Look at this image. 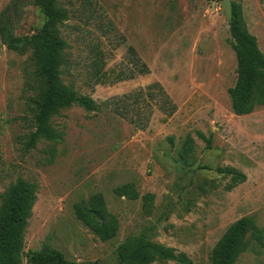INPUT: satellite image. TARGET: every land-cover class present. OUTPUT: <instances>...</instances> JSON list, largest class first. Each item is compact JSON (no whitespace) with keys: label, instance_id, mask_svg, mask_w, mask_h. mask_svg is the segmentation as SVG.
<instances>
[{"label":"rangeland","instance_id":"obj_1","mask_svg":"<svg viewBox=\"0 0 264 264\" xmlns=\"http://www.w3.org/2000/svg\"><path fill=\"white\" fill-rule=\"evenodd\" d=\"M13 1L0 0V13ZM230 1L264 54V0ZM219 2L57 0L67 11L58 26L65 42L61 83L108 106L60 110L50 126L61 141L40 139L30 149L35 122L28 101L41 83L31 52L18 54L0 41V206L16 179L37 185L24 252L47 247L67 264H120L117 246L144 235L192 264H209L212 248L236 220L249 217L264 232V107L244 116L231 110L236 60ZM17 3L15 35H32L43 17L32 0ZM96 58L105 83L93 77ZM141 64L149 74H137ZM152 86L175 105L171 116ZM187 136L193 152L184 157ZM226 168L245 181L233 186L231 175L218 173ZM126 184L137 199L115 194ZM93 194L102 195L118 221L110 241H100L75 216L74 205ZM146 195L152 200L144 207ZM237 264H264V244L251 241Z\"/></svg>","mask_w":264,"mask_h":264},{"label":"trees","instance_id":"obj_2","mask_svg":"<svg viewBox=\"0 0 264 264\" xmlns=\"http://www.w3.org/2000/svg\"><path fill=\"white\" fill-rule=\"evenodd\" d=\"M222 1V0H219ZM40 11L43 23L32 35H15V26L19 20L17 0L0 13V41L7 50L18 54L31 52L35 65V75L41 83L39 94L28 101L33 112L35 130L30 134L27 149L33 148L40 139L60 142L61 135L51 126L50 120L58 116L60 110L77 106L85 111H97L108 102L97 104L88 96L79 95L61 83L65 66V42L60 36L58 26L67 20V11L57 5V0H32ZM230 47L236 60V80L228 89L231 110L236 116L252 113L258 107H264V54L260 51L257 39L245 25L240 7L232 2V18L228 24ZM132 53L133 50L130 49ZM100 60L94 62L93 77L96 83H105L107 76L101 73ZM138 75L149 74L145 64L137 69ZM129 75L126 78H133ZM158 87V86H152ZM158 93L164 98L167 108L162 112L171 116L176 107L168 96L158 87ZM151 96V94H150ZM126 98L129 96H125ZM119 115L121 113L117 112ZM203 139L211 146L209 139ZM193 152L192 139L187 136L182 155ZM218 173L231 175L232 185L245 181L244 174L234 168L218 170ZM117 196L129 200L137 199L138 193L132 184L117 187ZM37 185L21 178L10 185L1 195L0 206V264H67L61 252L43 247L37 251L24 252V233L32 208L36 202ZM144 207L150 205L152 196L142 197ZM77 220L89 229L100 241H110L117 236L118 221L106 207L101 194H93L87 200L74 205ZM264 232L249 217H242L233 222L216 242L209 255V264H237L250 242L263 245ZM120 264H153L156 261H174L178 264H192L183 254L176 255L172 249L149 242L144 235L128 237L116 248Z\"/></svg>","mask_w":264,"mask_h":264},{"label":"water","instance_id":"obj_3","mask_svg":"<svg viewBox=\"0 0 264 264\" xmlns=\"http://www.w3.org/2000/svg\"><path fill=\"white\" fill-rule=\"evenodd\" d=\"M219 4L224 12L225 20L229 24L232 18V2L230 0H222Z\"/></svg>","mask_w":264,"mask_h":264}]
</instances>
